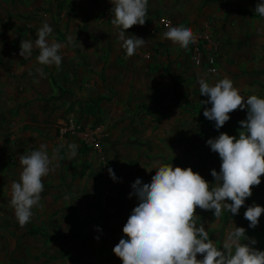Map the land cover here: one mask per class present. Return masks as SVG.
I'll return each instance as SVG.
<instances>
[{"label": "rangeland", "instance_id": "1", "mask_svg": "<svg viewBox=\"0 0 264 264\" xmlns=\"http://www.w3.org/2000/svg\"><path fill=\"white\" fill-rule=\"evenodd\" d=\"M1 2H8V28L1 26L0 34L14 42H8V50L12 47L20 51V42L25 37H36L39 31L36 23L42 21H51L52 35L66 40V46L72 45L69 38L75 43L74 76L72 80L63 78L62 88L67 97L60 106L59 121L53 126L57 132L60 122L71 120L88 133V137L95 133L107 163L105 179L116 194L111 200L112 214L103 215L98 202L102 196L99 184L104 179L100 174L99 156L75 134L62 136L73 137V144L78 146L74 157L77 168L70 181L78 185L75 222L80 245L86 234H96L98 243L105 244L109 257H112L113 248L121 238H126L123 227L138 204L134 195L130 197L131 185L138 178L142 183L151 182L159 166L190 167L210 187H215L211 171L219 172L221 160L218 153L211 151L207 141L221 133L238 139L242 130L239 122L246 119L247 109L230 113V120L217 131L215 122L203 115L211 105L201 104L208 98L201 96L198 81L205 79L214 84L227 77L243 97L256 95L264 98V17L259 15L255 19L250 13L262 0H162L163 6L152 17L147 11L143 26L126 30L125 38L135 36L146 41L132 56H128L122 47L123 41L119 38L122 28L111 23L114 18L111 0ZM76 7L85 12L83 10L78 16L80 10H75ZM64 9L69 20L59 18ZM60 19L61 26L56 27L53 22ZM13 20L19 24H12ZM69 24L75 28H70ZM181 25L190 28L195 36L206 34L216 42L215 74L207 73L203 63H193L192 43L183 48L164 38L169 27ZM251 34H258V38L253 40ZM200 58L203 61V52ZM68 62V59L62 60V65ZM47 66L44 65L45 72L51 74ZM48 77L52 78V75ZM23 94L26 96L20 99L25 100L23 104L26 106L31 102L28 96L32 94ZM109 168L115 173V181L109 176ZM62 179L66 178L63 176ZM252 205L264 207V176L259 186H253L252 195L245 200L238 215L222 210L221 215L215 217L214 210L197 208L196 225H204L209 239L218 249L223 248L229 231L235 226L243 227L249 240L241 243L255 240L253 247L264 251V213L254 229L244 217ZM16 222L13 220L14 230ZM21 237L8 234L4 238H8V257L2 255L0 264H26L20 250ZM197 258L203 257L198 254Z\"/></svg>", "mask_w": 264, "mask_h": 264}, {"label": "clouds", "instance_id": "2", "mask_svg": "<svg viewBox=\"0 0 264 264\" xmlns=\"http://www.w3.org/2000/svg\"><path fill=\"white\" fill-rule=\"evenodd\" d=\"M111 3L114 12L111 23L122 28L119 33L122 47L132 56L146 41L135 36L125 38V32L134 25L145 24L148 0H111ZM255 12L264 17V0L257 3ZM52 33V27L45 22L34 41H21L19 55L27 58L35 45L39 49L37 60L40 64L59 67L62 57L58 53L63 45L55 40L49 42ZM164 38L183 48L196 41L193 31L183 25L169 27ZM198 83L201 96L208 98L201 104L211 105L203 115L215 122L217 131L230 120V113L247 109L246 119L239 122L242 128L239 138L221 133L207 141L211 151L218 153L221 160L219 172L211 171L215 187H210L192 168L173 165L159 166L149 183H142L139 178L135 180L130 197L134 195L138 204L123 227L126 238H121L113 248L122 264H264V251L253 247L255 240L241 243L249 240L243 227L235 226L229 231L223 248L218 249L209 239L204 225H196L197 208L214 210L215 217H219L222 210L238 215L245 200L252 195L253 186L261 184L264 176V98L243 97L227 77L214 84L205 79ZM68 147L75 157L78 146ZM59 152L60 148H55L50 156L47 146L42 144L39 150L19 157L22 172L19 182L11 185L10 204L21 227L31 221L33 207H43L40 203L44 191L42 178L59 166H53ZM108 173L113 181L117 179L113 169L109 168ZM262 213L264 207L259 205L247 208L244 217L250 222L249 227H257ZM198 254L203 258L198 259Z\"/></svg>", "mask_w": 264, "mask_h": 264}, {"label": "crops", "instance_id": "3", "mask_svg": "<svg viewBox=\"0 0 264 264\" xmlns=\"http://www.w3.org/2000/svg\"><path fill=\"white\" fill-rule=\"evenodd\" d=\"M1 3L0 29L1 26L8 28V2ZM162 6V0H149V17L156 14ZM75 10H80L78 11L80 16L84 9L76 7ZM166 11L168 12V9ZM250 13L256 14L255 11ZM67 16L68 13L64 9L59 18L69 20ZM11 22L16 26L19 24L16 20ZM45 22L49 24L51 21ZM45 22H37V29L39 30ZM53 23L59 27L61 19ZM31 26L34 27L33 24ZM68 26L75 28V25ZM251 35L253 40L258 38V34ZM0 37H2L0 38V236H4L3 240L0 239V258L2 255L8 257V238H4L8 234H19L22 236L20 239V250L24 254L22 260L26 264L30 262L32 264H116L121 260L113 251L112 257H109L110 252H107L105 244L101 241L98 243L99 237L96 234L94 236L86 234L81 245L80 240L77 239L75 213L78 185L70 181L76 171L77 160L71 156L68 147L74 140L73 137L60 136L53 126L59 121L61 116L59 109L67 97L62 88L63 78L69 77L72 80L74 76L75 71L72 70L75 69V64L72 59L75 61L77 55L73 47L75 43L70 41L72 45L66 46V40L62 41L53 35L48 37L49 42L56 40L63 45L58 54L61 55L62 60H69L68 64L61 63L59 67L48 65L47 67L51 68L46 67V69L51 70L50 74L45 72L44 65L38 62L39 49L35 45L31 55L23 58L19 55L20 51L13 50L15 48L11 47L8 50L7 44L11 41L8 36L0 34ZM35 39L36 37L29 36L23 40ZM12 43L14 42L11 41ZM49 75H52V78H49ZM17 92L22 93L19 95L16 94ZM23 93L32 94L28 96L31 102L26 106L23 104L25 100L20 99L26 96ZM42 144L47 146L50 156L53 154V149L60 148L57 159L53 161V166L57 164L59 166L56 167L55 172L42 178L44 191L41 193L40 203L43 207H33L31 221L21 227L10 204L11 185L14 181L20 180L22 165L19 157L30 154L32 150H39ZM63 176L65 180L62 179ZM108 182V179L104 178L99 184L102 196L99 197L98 202L103 196L111 200L112 197H116ZM66 196L69 198L66 199ZM13 220L17 221L15 223L17 231L12 227ZM106 234L105 232L104 235ZM3 241L5 246L2 245Z\"/></svg>", "mask_w": 264, "mask_h": 264}, {"label": "built area", "instance_id": "4", "mask_svg": "<svg viewBox=\"0 0 264 264\" xmlns=\"http://www.w3.org/2000/svg\"><path fill=\"white\" fill-rule=\"evenodd\" d=\"M167 24V23H166ZM209 30V28H208ZM195 36V35H194ZM195 43L190 44L191 57L193 63L195 65L204 64L205 70L209 74H215L217 72L216 60H215V49L216 42L210 40L209 37L204 34V36H195ZM201 41V42H200ZM205 42V43H204ZM202 52L204 53L203 61H201ZM57 132L60 136H64L65 134H75L81 142L89 149L93 150L99 156V162L101 166V176L103 178L106 177L107 171V163L104 160L103 154L101 153V147L97 141V136L95 133L89 135L88 133L82 131L81 127L75 125L71 120L62 121L59 123V127L57 128ZM100 212L103 215H110L113 212V208L111 207V199L107 196H103L100 201Z\"/></svg>", "mask_w": 264, "mask_h": 264}, {"label": "trees", "instance_id": "5", "mask_svg": "<svg viewBox=\"0 0 264 264\" xmlns=\"http://www.w3.org/2000/svg\"><path fill=\"white\" fill-rule=\"evenodd\" d=\"M252 16L257 17V16H259V14L256 13V14H253ZM84 151H86V149H84ZM31 234H33V232H31Z\"/></svg>", "mask_w": 264, "mask_h": 264}]
</instances>
